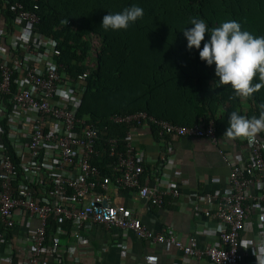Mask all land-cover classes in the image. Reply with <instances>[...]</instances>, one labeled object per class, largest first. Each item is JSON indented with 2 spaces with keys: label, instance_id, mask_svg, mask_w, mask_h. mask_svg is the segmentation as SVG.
<instances>
[{
  "label": "built area",
  "instance_id": "built-area-1",
  "mask_svg": "<svg viewBox=\"0 0 264 264\" xmlns=\"http://www.w3.org/2000/svg\"><path fill=\"white\" fill-rule=\"evenodd\" d=\"M36 9V5L26 8L18 1L0 0V16L3 10L11 11L13 27L5 33L10 51L0 53V263H13L15 240H20L26 243L27 254L15 264H46L49 260L66 264L65 257L74 250L71 247L84 240L83 228L98 224L130 231L138 239L175 248L188 258L247 264L240 243L252 230L247 219L254 210L259 212L260 237L250 242L264 244V141L258 136L251 143L246 140L248 153L241 160L219 146L212 120L186 126L144 110L114 114L108 122L124 125L126 131L121 145L117 136L104 139L110 173L102 174L92 163L102 155L96 147L101 131L87 117L77 115L87 77L96 66L100 39L94 33L86 37L90 43L84 62L87 68L68 72L57 60V41L37 29ZM143 125L151 127L166 146L161 157L152 159L158 167L150 182L142 177L148 159L133 135V128ZM183 136L208 138L228 168L222 192L195 195L206 204L204 215L221 224L216 241L204 249L197 246L194 235L183 241L165 228H148L123 197L113 203L106 196L114 184L153 206L176 198L179 172L169 175L161 169L168 164L172 142ZM51 221L56 223V236L49 238ZM65 223L69 229L63 227ZM60 235H69L71 245L61 244Z\"/></svg>",
  "mask_w": 264,
  "mask_h": 264
},
{
  "label": "trees",
  "instance_id": "trees-1",
  "mask_svg": "<svg viewBox=\"0 0 264 264\" xmlns=\"http://www.w3.org/2000/svg\"><path fill=\"white\" fill-rule=\"evenodd\" d=\"M26 8L37 6V29L57 41V60L77 73L87 67L90 43L86 37L94 33L100 39L96 66L87 77V86L77 111L80 117L100 129L97 148L102 155L93 158L102 174L110 173V159L103 153L107 136H117L120 145L124 125L108 122L109 116L144 110L155 117L178 125H192L212 120L219 140L228 115L236 111L246 118L258 117L264 103V87L247 100L241 110V98L233 97L229 86L215 83L214 65L207 66L198 50H188L184 28L192 18L203 19L210 30L223 21L235 20L254 36H264V0H9ZM137 4L144 10L142 19L126 30L104 31L100 26L108 12H120ZM7 29H12L11 11L1 12ZM204 41H201V48ZM253 82H257L254 77ZM230 97H233L230 99ZM240 140V138L233 139ZM143 177V176H142ZM47 229L50 237L56 223ZM66 229L68 223L63 224Z\"/></svg>",
  "mask_w": 264,
  "mask_h": 264
},
{
  "label": "crops",
  "instance_id": "crops-1",
  "mask_svg": "<svg viewBox=\"0 0 264 264\" xmlns=\"http://www.w3.org/2000/svg\"><path fill=\"white\" fill-rule=\"evenodd\" d=\"M8 24L0 16V53L10 51L5 41ZM250 104L247 98H241V110L246 111ZM135 144L147 157L144 164V181L150 182L156 165L152 159L161 157L166 146L146 125L133 128ZM264 141V132L257 134ZM219 146L234 154L238 159L247 157L248 148L245 139L220 140ZM173 150L167 157L166 166L162 173L179 172V195L166 199L161 206H153L146 201L130 196L128 190L117 188L111 184L106 192L108 200L118 202L121 197L130 208L135 210L142 223L153 230L165 228L176 233L177 237L186 241L190 235L196 237L197 246L201 249L208 247L218 238L221 228L220 221L206 217L204 201L196 199L197 194L206 191L222 192L226 187L228 168L217 151V147L206 137L183 136L172 142ZM166 176L162 177L164 183ZM252 230L245 235V241L240 243L243 261L247 264H257L256 256L264 251V244L251 243L252 239L260 237L259 212L254 210L248 219ZM33 226L36 220L31 222ZM83 242L71 247L72 254L65 257L66 264H212L207 258L185 257L179 250L164 244H153L144 239H138L130 231H123L116 227L106 228L102 225L91 224L82 230ZM56 235L52 234L49 238ZM59 241L63 245H71L72 238L60 235ZM12 240H15L12 237ZM15 255L12 264L22 262L26 256L27 245L24 241L15 240ZM250 242V245L248 244ZM245 247H242L241 244ZM252 251L254 252L251 253ZM4 264V263H0ZM26 264V263H25ZM46 264H53L49 260Z\"/></svg>",
  "mask_w": 264,
  "mask_h": 264
},
{
  "label": "clouds",
  "instance_id": "clouds-1",
  "mask_svg": "<svg viewBox=\"0 0 264 264\" xmlns=\"http://www.w3.org/2000/svg\"><path fill=\"white\" fill-rule=\"evenodd\" d=\"M143 16V8L132 4L120 12H108L102 17L100 26L106 32L126 30ZM189 25L190 28L182 30L186 47L188 50L197 49L199 58L207 66L214 65L218 87L229 86L235 98L251 97L264 87V36H254L241 30L237 21L228 20L212 28L205 40L208 26L203 19L192 18ZM201 41H204L202 48ZM259 109V116L251 118L231 112L223 135L229 139L242 138L249 143L254 141L257 134L264 132V103L259 105ZM241 246L245 247L243 243ZM256 260L257 264H264V251L256 256Z\"/></svg>",
  "mask_w": 264,
  "mask_h": 264
}]
</instances>
